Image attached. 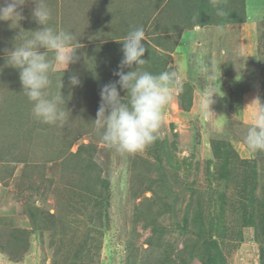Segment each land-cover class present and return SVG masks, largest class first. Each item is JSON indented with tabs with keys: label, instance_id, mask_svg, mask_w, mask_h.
I'll use <instances>...</instances> for the list:
<instances>
[{
	"label": "rangeland",
	"instance_id": "rangeland-1",
	"mask_svg": "<svg viewBox=\"0 0 264 264\" xmlns=\"http://www.w3.org/2000/svg\"><path fill=\"white\" fill-rule=\"evenodd\" d=\"M44 3L49 25L78 39L76 61L51 77L53 93L62 82L68 118L63 126L34 118L19 70L6 66L18 32L41 27L32 17L35 0H25L19 25L0 20V264H202L199 253L210 238L223 264H263L254 227L238 216L251 185L236 180L245 173L243 160L255 159V201L247 210L260 228L264 151H251L245 137L264 104V0H223L225 18L210 0ZM231 11L240 20H231ZM221 22L228 23L222 34ZM141 26L147 62L140 70L171 69L180 79L157 139L143 151L121 153L102 142L92 121L102 87L119 79L116 72L133 70L120 67L122 42ZM201 59L224 94L213 96L207 115ZM73 75L78 86L70 84ZM220 143L237 171L229 180L218 176L213 145ZM195 213H202L204 235L190 222ZM210 216L223 221V235L209 230Z\"/></svg>",
	"mask_w": 264,
	"mask_h": 264
},
{
	"label": "clouds",
	"instance_id": "clouds-1",
	"mask_svg": "<svg viewBox=\"0 0 264 264\" xmlns=\"http://www.w3.org/2000/svg\"><path fill=\"white\" fill-rule=\"evenodd\" d=\"M210 2L217 17L228 16L223 0ZM24 3L25 0H0V20L19 25L23 19L20 9ZM32 17L41 27L35 31L23 29L24 32H18L12 48L5 51L6 66L19 70L22 91L32 103L34 118L45 124L63 126L68 111L63 107L66 99L61 92L62 82L59 90L53 93L50 90L51 77L58 67L65 72L76 61L78 48L75 44L78 39L70 31L58 30L49 25L51 10L44 0H35ZM217 31L222 34L224 25L218 24ZM143 42H146V33L142 26L129 31L124 37L120 67L133 70L116 72L119 79L102 87L101 103L92 121L102 142L121 153L143 151L157 139L163 111L172 101L180 79L176 71L171 69L159 74L140 70V66L147 62L142 58L146 52ZM198 68L208 81L202 92L201 104L207 115L212 112L213 96L224 94L221 95L223 92L215 83L211 67L201 59ZM70 84L78 86L79 78L71 76ZM118 86L126 92L127 99L126 96L121 97ZM245 142L253 152L264 151V104H261L256 123L248 128Z\"/></svg>",
	"mask_w": 264,
	"mask_h": 264
},
{
	"label": "trees",
	"instance_id": "trees-1",
	"mask_svg": "<svg viewBox=\"0 0 264 264\" xmlns=\"http://www.w3.org/2000/svg\"><path fill=\"white\" fill-rule=\"evenodd\" d=\"M237 18H238L237 14H235L233 11H231L230 19L233 20V21L240 20V19H237ZM217 23H219V22H217ZM221 23L223 25L228 24V23H225V22H221ZM191 24L197 25V24H194L192 22H191ZM204 25H208V23H205ZM204 25H202V26H204ZM227 148L228 147H226V146L222 147V143L216 145V147L213 145V155H214V158L216 160H218V162H220L218 176L220 178L229 180L232 177V175H231L232 170H233V172L236 171V170H234V169H236V167H234L233 163H231V160L233 159L232 158L233 155H231L229 153ZM243 163H244V165H243L244 168L243 169H244L245 173H244V175H241L240 173H238L239 175H238L236 181L240 182L244 186L243 187L244 189H246L248 185H251L250 191H253L254 188L252 186V183H253V180L257 177L255 159H244ZM229 170H231V171L229 172ZM235 173H237V171ZM235 177H236V175L234 176V178ZM254 187H256V182L254 184ZM250 191H249V197H248L249 204L246 205L247 206L246 207L244 205V203H243L239 207L241 209V211L239 212L238 216H239L240 220L242 221V223L244 225H248V226H253L254 227V240L259 243L260 256H261V259H262L263 264H264V215H263L264 214V210L262 211V209H264V197H262V199H260L257 202L258 207L262 211V213H261V211L259 212V215H260L259 216V221L263 223V225H261L260 228H258L257 225L255 224L256 214L253 211H251V210H247L249 207L252 208L251 206H253L254 201H255V198H253L251 196ZM222 195L223 194H219V196H218V198H221V200L223 198ZM219 213L221 214V217H222V214H223L222 213V209H220ZM209 218H210V220H209V226H210L209 230H212L214 232L218 231L219 235H223L224 231H225V227L222 226V224H224L223 221L221 222V224H215L213 222V218L214 217L210 216ZM202 221H203L202 213H201V215H200V213H195L194 216L192 217V219L190 220L191 224L194 225L195 231L199 235H204V233H206V229L203 227V224L201 223ZM203 245H204V249L203 250L201 249L202 251L199 253L200 254V258L203 259L202 264H223V261L221 260V254L219 253L218 248H216L217 244H216L215 240H212L210 238V241L204 243ZM210 247L213 248V251H210ZM203 251L207 253V257L205 259L202 256V252Z\"/></svg>",
	"mask_w": 264,
	"mask_h": 264
}]
</instances>
